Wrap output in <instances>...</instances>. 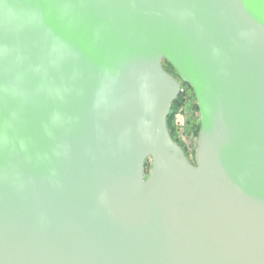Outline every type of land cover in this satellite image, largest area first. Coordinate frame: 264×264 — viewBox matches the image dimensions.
I'll return each instance as SVG.
<instances>
[{
  "label": "water",
  "instance_id": "obj_1",
  "mask_svg": "<svg viewBox=\"0 0 264 264\" xmlns=\"http://www.w3.org/2000/svg\"><path fill=\"white\" fill-rule=\"evenodd\" d=\"M0 264H264V0H0Z\"/></svg>",
  "mask_w": 264,
  "mask_h": 264
},
{
  "label": "rangeland",
  "instance_id": "obj_2",
  "mask_svg": "<svg viewBox=\"0 0 264 264\" xmlns=\"http://www.w3.org/2000/svg\"><path fill=\"white\" fill-rule=\"evenodd\" d=\"M162 65L170 75L178 80L181 79L177 70L168 60L164 59L162 61ZM190 93V91H187V97ZM173 114L174 115L171 124L173 135L178 144L183 148L187 158L193 165H197V146H195L194 142H196L197 139L199 140L201 133L199 106H196L191 102L189 104L185 102L183 105L176 108L175 113ZM179 115L180 117L178 118ZM177 118L180 121L179 123L177 122ZM151 170L152 163L151 161H147L145 168L146 178L151 175Z\"/></svg>",
  "mask_w": 264,
  "mask_h": 264
},
{
  "label": "trees",
  "instance_id": "obj_3",
  "mask_svg": "<svg viewBox=\"0 0 264 264\" xmlns=\"http://www.w3.org/2000/svg\"><path fill=\"white\" fill-rule=\"evenodd\" d=\"M179 82L181 84V88L185 90V93H180V95L176 98V100L173 102L172 106H171V111L170 114L167 118V124H168V128L170 131V134L172 136V138L174 139V141L176 143L177 140L175 139L174 135H173V131H172V120H173V113H175L176 108L180 107L181 105H183L185 102H187L188 104L191 102L194 105H198L197 103V99H196V95L194 93V90L192 88L191 85H189L188 83H186L185 81H183L182 79H179ZM187 91H190L191 93L188 95L187 97ZM186 97V98H185ZM200 120H201V115H200ZM198 139L195 142V146H198ZM148 161H151L150 159Z\"/></svg>",
  "mask_w": 264,
  "mask_h": 264
},
{
  "label": "built area",
  "instance_id": "obj_4",
  "mask_svg": "<svg viewBox=\"0 0 264 264\" xmlns=\"http://www.w3.org/2000/svg\"><path fill=\"white\" fill-rule=\"evenodd\" d=\"M183 92L185 93V90L181 88V93H183ZM179 117H180V115L178 116V118H179ZM178 118H177V122L179 123L180 121L178 120ZM180 125H181V124H180ZM181 126H182V125H181ZM194 143H195V142H194ZM194 143H193V146H194Z\"/></svg>",
  "mask_w": 264,
  "mask_h": 264
}]
</instances>
